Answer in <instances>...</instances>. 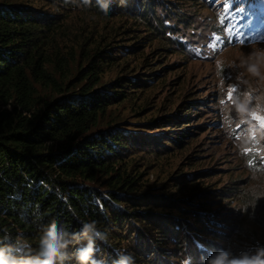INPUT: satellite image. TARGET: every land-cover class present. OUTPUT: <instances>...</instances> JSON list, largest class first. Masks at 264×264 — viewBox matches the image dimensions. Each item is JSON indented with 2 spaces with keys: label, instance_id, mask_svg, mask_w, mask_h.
Listing matches in <instances>:
<instances>
[{
  "label": "trees",
  "instance_id": "obj_1",
  "mask_svg": "<svg viewBox=\"0 0 264 264\" xmlns=\"http://www.w3.org/2000/svg\"><path fill=\"white\" fill-rule=\"evenodd\" d=\"M190 1L185 9L113 0L105 15L96 0H0V239L20 237L35 254L50 221L69 232L96 221L109 240L97 242L95 258L107 264L116 249L133 253L136 264H205L231 237V213L212 209V199L241 198L236 214L264 226V205L241 197L240 181L209 189L195 179L210 171L189 173L204 102L169 97L159 72L138 68L155 60L141 44L184 55L168 33L193 26L200 15L192 9L210 2ZM257 156L241 159L254 165ZM84 243L69 247L64 264H78Z\"/></svg>",
  "mask_w": 264,
  "mask_h": 264
},
{
  "label": "rangeland",
  "instance_id": "obj_2",
  "mask_svg": "<svg viewBox=\"0 0 264 264\" xmlns=\"http://www.w3.org/2000/svg\"><path fill=\"white\" fill-rule=\"evenodd\" d=\"M167 1H173L185 9L192 2ZM210 2L207 3L208 9L198 6L192 9L194 15H200L193 20V26L168 33L184 45V55L175 50L173 54L161 50V44L157 41L141 44L140 51L155 60L149 63L153 64L151 68L145 64H139L138 68H142L140 73L159 72V76L165 79L162 85L169 97L175 96L180 100L201 99L204 102L201 111L194 117L196 130L187 155L196 163L190 174L210 172L195 180L203 181L204 186L209 189L230 185L233 180L240 181L239 187L244 188L241 197L249 194L255 205H264V197L257 201L255 199L257 195H264V127L252 117V112L264 116V79L252 76L246 68L240 66L249 53L264 49V0ZM226 3H231L228 11L236 16L234 22L240 27V35L229 36L223 31L220 21L225 16ZM158 13L165 17L163 11L159 10ZM119 21H124L126 25L131 23L129 19ZM119 21L116 24H120ZM170 22L168 20L166 23ZM173 24L171 22L172 26ZM144 34L147 33L140 25L139 35ZM221 36L227 38L217 39ZM213 44L215 48L212 47ZM261 74L264 76V65L261 66ZM157 88L155 86L153 89ZM158 93L161 95L162 91ZM245 94L250 98V103L247 110L241 112L235 101L238 98L243 101ZM161 96L167 97L166 93ZM254 109L257 110L253 111ZM248 149L255 150L258 154L254 165L247 159H241L249 153ZM253 176L256 178L253 179ZM219 198L211 200L212 209L221 208V213L229 212L232 217L228 228L231 237L226 250L238 256L243 252H254L258 245L264 246V226L251 219L250 214H236L241 198H235L230 203ZM246 209L253 210V206ZM126 236L132 243L131 249L136 250L139 244L135 243L132 233H127ZM174 248L175 245H172L171 250ZM171 260L172 263L178 262L176 257ZM162 261L159 260V264Z\"/></svg>",
  "mask_w": 264,
  "mask_h": 264
},
{
  "label": "clouds",
  "instance_id": "obj_3",
  "mask_svg": "<svg viewBox=\"0 0 264 264\" xmlns=\"http://www.w3.org/2000/svg\"><path fill=\"white\" fill-rule=\"evenodd\" d=\"M99 10L105 15L109 12V6L113 0H96ZM85 5H90L91 0H83ZM123 4L124 0H120ZM264 65V49L254 50L248 54L246 60L241 61V67L254 77L264 79L261 74V66ZM238 110H247L250 98L247 94L243 101L239 98L235 101ZM259 108V105H258ZM257 109H254L255 111ZM256 177L253 176V179ZM264 195H257L256 201ZM107 231H102L96 221L83 222L79 232H69L58 224L56 220L50 221L43 229L39 240V251L32 254L30 245L20 237L15 241L5 236L0 239V264H64L69 258V247L80 241H86L83 246L78 247L74 257L78 264H105L104 260L96 259L97 242L108 243ZM116 259L112 264H136L135 256L127 250L116 249ZM183 264H189L185 260ZM205 264H264V246H256L254 252H243L234 255L230 250L220 249L210 254Z\"/></svg>",
  "mask_w": 264,
  "mask_h": 264
},
{
  "label": "snow or ice",
  "instance_id": "obj_4",
  "mask_svg": "<svg viewBox=\"0 0 264 264\" xmlns=\"http://www.w3.org/2000/svg\"><path fill=\"white\" fill-rule=\"evenodd\" d=\"M225 7V16L221 18V24L223 25V31L227 32L229 36H236L240 35V27L238 26V23H235L236 16L233 12H229L228 10L231 8V3H226L224 5ZM227 37H218L217 39H226ZM241 43L243 41L241 40ZM213 48H215V44L212 45ZM233 91H236L233 89ZM229 99H231V93H229ZM241 112L245 111L243 108L240 109ZM253 119L259 120L262 127H264V116H259L257 113L252 112ZM247 151L251 152V149H248Z\"/></svg>",
  "mask_w": 264,
  "mask_h": 264
}]
</instances>
